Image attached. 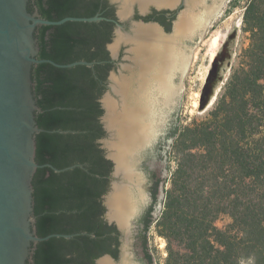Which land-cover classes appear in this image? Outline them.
<instances>
[{"label":"trees","instance_id":"obj_1","mask_svg":"<svg viewBox=\"0 0 264 264\" xmlns=\"http://www.w3.org/2000/svg\"><path fill=\"white\" fill-rule=\"evenodd\" d=\"M84 0H31L41 17L93 16ZM104 21H65L38 27V58L59 63L92 61L93 66L62 68L48 62L32 67L39 111L33 178L38 241L30 264H95L113 237L102 219L101 195L112 162L97 140L104 136L98 101L105 90ZM242 31L247 43L211 106L200 118L169 134L176 167L162 188L159 215L149 217L142 234L149 261L147 231L154 223L166 240L165 264H264V0H246ZM159 180L151 185L158 202ZM155 203V204H156ZM230 221L222 228L219 215Z\"/></svg>","mask_w":264,"mask_h":264},{"label":"water","instance_id":"obj_2","mask_svg":"<svg viewBox=\"0 0 264 264\" xmlns=\"http://www.w3.org/2000/svg\"><path fill=\"white\" fill-rule=\"evenodd\" d=\"M29 1L0 0V264H30L38 241L77 234H36L32 185L36 168L46 165L61 172L80 164L58 168L35 161V136L43 129L35 119L40 109L34 93L32 67L39 62L62 68L93 66V62L59 63L38 58L35 31L41 25L103 18L93 15L45 19L36 7L32 12L28 9ZM224 1L228 0H219L203 20L182 19L171 34H165L158 23L152 21L132 20L128 31L115 21V37L108 48L116 58L120 42L124 41L128 44L127 54L117 68L110 71L106 89L98 99L103 110L99 122L104 136L97 143L104 157L112 162L109 187L101 195L103 216L108 223L117 226L125 242L154 179L160 182L153 217L162 203L165 157L180 98L182 73L191 49ZM128 17L119 14L121 21ZM215 70L213 62L206 80ZM203 99L201 96L200 102ZM148 150L149 173L146 175L143 164ZM134 248L142 259L141 264H149L143 259L138 238H134ZM127 258L125 252L118 264H130ZM95 264L115 262L110 255L102 254L95 259Z\"/></svg>","mask_w":264,"mask_h":264},{"label":"rangeland","instance_id":"obj_3","mask_svg":"<svg viewBox=\"0 0 264 264\" xmlns=\"http://www.w3.org/2000/svg\"><path fill=\"white\" fill-rule=\"evenodd\" d=\"M245 4L246 0L224 1L219 12L191 49L188 63L181 77V93L173 128L188 124L194 117H202L220 91L230 72V66L236 62V52L247 43L246 35L242 31ZM214 35L219 36V41L213 47L209 42ZM213 62H215L216 70L206 80ZM204 87H206L205 90ZM201 96L204 97L202 102H200ZM173 138L174 136L170 135L168 141L163 188L168 187L167 177L176 167L177 159L171 147ZM163 198L164 194L154 219L160 213ZM229 221L228 215L221 214L215 224L222 228ZM147 245L152 256L149 264H165L166 240L157 232L154 223L147 231Z\"/></svg>","mask_w":264,"mask_h":264},{"label":"flooded vegetation","instance_id":"obj_4","mask_svg":"<svg viewBox=\"0 0 264 264\" xmlns=\"http://www.w3.org/2000/svg\"><path fill=\"white\" fill-rule=\"evenodd\" d=\"M218 2L219 0H84L85 5L91 3L90 6L93 10V15L103 17L99 20L104 21L103 28H105L107 32V39L104 43V48L107 52V58L104 60V64H106L104 83L105 89L110 71L116 69L118 62L124 60V56L127 54L125 50L128 47V44H125L124 41L120 42V48L116 58L112 57L111 51L108 48V45L113 42L115 37V21L122 24L124 31H128L131 28L132 20L142 19L144 21H152L158 23L165 34H171L182 19H193L194 21L198 19L203 20L206 15L211 13ZM30 5L31 0L28 4L29 10ZM34 8L35 6H33V9L30 11L32 12ZM120 12L124 15H128L129 17L123 21L119 20ZM37 30L38 28L35 31V35L37 34ZM149 159L150 151L148 150L143 164L146 175L149 173L147 166ZM156 180L157 179L152 180L151 183ZM109 183L110 174L108 175V187ZM151 185L149 186V191H147V196L142 210L136 218L134 226L131 228V234L129 235L127 242L124 241L123 234L117 226L113 223H108L104 219V208L102 219L107 225L111 227L114 226V229L109 232L110 236L113 237L110 250H107L103 254L110 255L115 264L122 262L125 252L128 254L127 259L130 264H141L142 259L139 257L138 252L134 248V238H138L140 240L143 259L149 261L143 247L142 234H144L147 219L150 216H154V212L157 207V203L155 202L156 204H153V209L149 211L150 205L152 204Z\"/></svg>","mask_w":264,"mask_h":264},{"label":"bare ground","instance_id":"obj_5","mask_svg":"<svg viewBox=\"0 0 264 264\" xmlns=\"http://www.w3.org/2000/svg\"><path fill=\"white\" fill-rule=\"evenodd\" d=\"M218 13V12H217ZM216 13V14H217ZM218 41H219V36L218 35H214L212 38H211V40H210V45L211 46H216V44L218 43Z\"/></svg>","mask_w":264,"mask_h":264}]
</instances>
